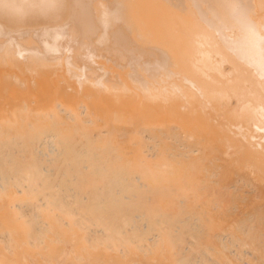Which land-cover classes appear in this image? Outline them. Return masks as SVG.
<instances>
[{"label":"bare ground","instance_id":"bare-ground-1","mask_svg":"<svg viewBox=\"0 0 264 264\" xmlns=\"http://www.w3.org/2000/svg\"><path fill=\"white\" fill-rule=\"evenodd\" d=\"M0 264H264V0H0Z\"/></svg>","mask_w":264,"mask_h":264}]
</instances>
